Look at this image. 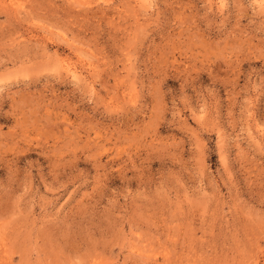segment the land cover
<instances>
[{
  "label": "rangeland",
  "instance_id": "obj_1",
  "mask_svg": "<svg viewBox=\"0 0 264 264\" xmlns=\"http://www.w3.org/2000/svg\"><path fill=\"white\" fill-rule=\"evenodd\" d=\"M0 264H264V0H0Z\"/></svg>",
  "mask_w": 264,
  "mask_h": 264
}]
</instances>
